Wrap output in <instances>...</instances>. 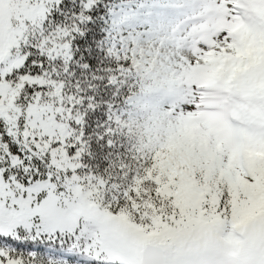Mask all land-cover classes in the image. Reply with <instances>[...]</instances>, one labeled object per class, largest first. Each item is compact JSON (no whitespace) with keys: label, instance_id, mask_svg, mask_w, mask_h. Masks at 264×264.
Here are the masks:
<instances>
[{"label":"snow or ice","instance_id":"6c2138e0","mask_svg":"<svg viewBox=\"0 0 264 264\" xmlns=\"http://www.w3.org/2000/svg\"><path fill=\"white\" fill-rule=\"evenodd\" d=\"M0 264H264V0H0Z\"/></svg>","mask_w":264,"mask_h":264}]
</instances>
